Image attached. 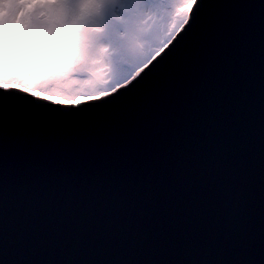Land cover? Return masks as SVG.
<instances>
[{"label": "snow or ice", "instance_id": "1", "mask_svg": "<svg viewBox=\"0 0 264 264\" xmlns=\"http://www.w3.org/2000/svg\"><path fill=\"white\" fill-rule=\"evenodd\" d=\"M123 14L128 31L149 15L167 11L172 0H95ZM149 6L144 15L142 6ZM179 35L158 43L134 62H116L122 74L103 83L111 90L86 97L96 103L61 104L33 96L22 88L0 85V256L2 264H264V0L257 4L221 0H184ZM143 16V19L141 17ZM260 33V175L261 227L259 242L248 238V217L253 199L250 163L241 151L245 134L224 135L221 126L208 128L210 114L221 112L226 121L244 118L241 72L245 59L242 41L256 26ZM170 45V46H169ZM159 49V51H156ZM155 52V55L153 53ZM163 54V55H162ZM141 68L144 71H141ZM148 70V71H146ZM138 73V78H134ZM126 85V87H124ZM117 89H120L118 92ZM114 93V94H112ZM65 99V98H63ZM253 101L249 97V104ZM207 128L206 135L201 130ZM224 143L229 155L217 151ZM135 147L147 157L155 147L163 153L179 152L189 167L203 165L212 185L214 209L225 207L234 218L241 251L235 255L188 249L176 259L142 261L131 253L88 257L38 259L10 251V182L20 180V219L39 229L44 213L56 209L65 215L74 206L87 217L114 211L118 202L105 196L132 170L124 162ZM223 205V206H221ZM39 213V215H38ZM87 225V219L81 221ZM88 232L87 227L81 230ZM212 226L196 233L214 237Z\"/></svg>", "mask_w": 264, "mask_h": 264}, {"label": "water", "instance_id": "2", "mask_svg": "<svg viewBox=\"0 0 264 264\" xmlns=\"http://www.w3.org/2000/svg\"><path fill=\"white\" fill-rule=\"evenodd\" d=\"M221 2L259 4L262 0ZM179 34L178 31L175 36ZM260 41L258 25L251 37L242 41L245 59L241 72V94L236 99L244 106L243 120L233 117L226 121L223 113L215 112L207 121L208 128L221 126L225 136L240 132L245 134L241 151L250 163L252 176L250 187L254 195L249 204L251 210L247 227L248 238L253 243L259 242L261 227ZM249 97L253 101L251 104ZM82 102L96 103L89 100ZM206 133L207 128L201 130V135ZM217 151L229 155L228 146L224 143L218 146ZM130 152L124 167L132 170L131 182L126 174L125 179L115 183L105 196L106 200L118 202L119 206L114 211L98 212L94 217H87L83 208L74 206L64 217L63 230H58L57 226L60 224L58 218L64 214L54 208L44 213L46 224L39 229L21 221L20 180L13 177L10 182V239L13 241L10 251L38 259L57 260L131 253L142 261L155 262L176 259L174 255L183 254L188 249L212 255L218 252L235 255L242 250L239 235L232 228L234 218L230 210L225 207L222 218L215 212V194L202 164L189 167L188 159L182 153H163L155 147L147 157L135 147ZM83 219H87V225L81 223ZM202 226H212L214 237L196 233ZM85 227L88 232L81 231Z\"/></svg>", "mask_w": 264, "mask_h": 264}, {"label": "rangeland", "instance_id": "3", "mask_svg": "<svg viewBox=\"0 0 264 264\" xmlns=\"http://www.w3.org/2000/svg\"><path fill=\"white\" fill-rule=\"evenodd\" d=\"M49 1L56 2L53 10L59 11V17H54L48 10ZM29 2L31 7L27 10V21L22 29L10 30L5 35L0 28V55H4L0 58V85L19 87L66 104L87 100L86 97L97 96L101 90L111 92L103 81H111L122 74L115 67L116 62L122 59L128 41L135 34L128 31L125 21L114 14H123L122 11L113 9L110 4H98L95 0ZM183 2L172 0L166 6L168 10L162 12L158 33L161 47L175 36L176 29H180L182 14L178 9ZM5 3L24 6L25 0H0V6ZM59 3L61 5L57 6ZM148 9L147 4L142 6L144 15L148 14ZM58 18L73 19L77 25L73 38L62 44L54 43L56 33L52 21ZM108 22L111 25L104 32ZM148 23L152 20L149 19ZM106 62L114 65L111 73L107 71Z\"/></svg>", "mask_w": 264, "mask_h": 264}, {"label": "clouds", "instance_id": "4", "mask_svg": "<svg viewBox=\"0 0 264 264\" xmlns=\"http://www.w3.org/2000/svg\"><path fill=\"white\" fill-rule=\"evenodd\" d=\"M30 7L31 4L29 0H25L24 6L18 3H5L0 6V28H2L5 35H7L10 30L22 29L24 27L27 21V10ZM149 19L152 20V23H148ZM161 23L162 12L149 15L145 20L139 23L135 34L127 43L125 54L120 62H134L135 59L146 54L152 47L158 44V33L160 32ZM52 25L56 33V39L54 40L55 44H62L66 41H70L75 34L77 26L75 20L64 18L53 20ZM104 64L108 73H111L114 65L107 62Z\"/></svg>", "mask_w": 264, "mask_h": 264}, {"label": "bare ground", "instance_id": "5", "mask_svg": "<svg viewBox=\"0 0 264 264\" xmlns=\"http://www.w3.org/2000/svg\"><path fill=\"white\" fill-rule=\"evenodd\" d=\"M55 3L56 2H51V1H49V3L47 2V8H48V10H50V12H51V14H53V16L54 17H59V11L57 10V9H55V10H53V8H54V5H55ZM59 5H61V3H59V4H57V6H59ZM56 6V7H57ZM48 19L50 20V15H48ZM48 21V20H47ZM111 25V23L110 22H108V25L106 24V26L104 27V32H106V28L108 27V26H110ZM111 28V27H110ZM103 32V33H104ZM112 32V31H111ZM91 34H93V35H95V33H91ZM105 34V33H104ZM4 49H2V51H3ZM2 56L4 57V55H0V58H2ZM19 63V62H18ZM24 63V62H23ZM26 65V64H25ZM24 65V67H23V71H25L26 70V66Z\"/></svg>", "mask_w": 264, "mask_h": 264}]
</instances>
